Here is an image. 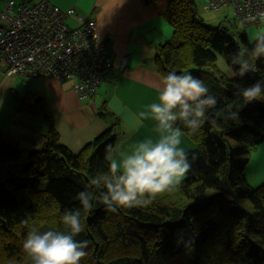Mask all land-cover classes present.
Instances as JSON below:
<instances>
[{"label":"trees","instance_id":"obj_1","mask_svg":"<svg viewBox=\"0 0 264 264\" xmlns=\"http://www.w3.org/2000/svg\"><path fill=\"white\" fill-rule=\"evenodd\" d=\"M144 2L173 29L155 54L158 74L190 72L217 98L195 132L178 122L194 144L186 151L190 171L147 207L113 212L93 201L86 211L76 195L87 190L98 197L104 190L91 180L108 170L107 146L114 148L118 117L101 109V117L114 123L74 152L60 142L44 99L24 97L19 110L44 123V142L22 149L0 131V264H27L21 250L27 232L65 231L61 217L76 209L85 228L75 239L89 242L80 264H264V182L252 187L245 174L252 150L264 142V100L242 107L238 95L264 80V58L249 56L256 70L240 76L231 57L253 47L245 31L234 37L228 26L207 25L194 0ZM218 54L231 75L217 66ZM235 111L238 121L228 118Z\"/></svg>","mask_w":264,"mask_h":264},{"label":"crops","instance_id":"obj_2","mask_svg":"<svg viewBox=\"0 0 264 264\" xmlns=\"http://www.w3.org/2000/svg\"><path fill=\"white\" fill-rule=\"evenodd\" d=\"M3 1L0 0V11ZM27 1L32 3L38 0ZM51 1L61 8L75 9V14L66 19L72 27L79 25V15H91L94 18L99 40L109 47L113 69L95 95L84 100L79 99L72 90L70 81L61 83L50 78L30 79L0 72V131L15 138L22 149L42 147L44 123L19 110L22 98L27 97L33 103L39 96L46 103L60 142L74 152H78L114 123L112 118L101 117V109L108 110L119 119L116 142L108 155L118 158L120 152L129 151L134 143L148 138L155 139L157 133L154 122L144 120L140 126H136L134 117L147 111L148 106L156 101L157 89L163 78L155 69L154 57L159 46L172 37V27L158 14L153 4H146L144 0ZM194 1L200 14L206 0ZM229 10L232 12L230 7H225L224 13L209 16L211 13L207 12V16H200L210 26L218 20L225 24V15ZM259 28H264V24L234 29L245 31L249 37L250 31ZM123 58L127 59V64L125 69L119 70ZM223 71L232 74L228 69ZM181 140L180 147L185 151L194 146L183 132ZM246 168V179L250 186L256 187L264 182V142L253 149Z\"/></svg>","mask_w":264,"mask_h":264},{"label":"clouds","instance_id":"obj_3","mask_svg":"<svg viewBox=\"0 0 264 264\" xmlns=\"http://www.w3.org/2000/svg\"><path fill=\"white\" fill-rule=\"evenodd\" d=\"M257 22L264 24V9L249 13L240 21L241 26ZM249 42L253 44L251 49L244 48L231 57V63L239 66L237 74L240 76L256 70L254 64H250L249 56L264 58V28L250 31ZM221 63L227 70L229 66L223 57ZM157 92L156 101L147 111L134 117L136 126L144 120L153 121L156 138L134 143L129 151L120 152L118 158L107 155V172L97 174L91 180L92 185H102L104 190L98 197L87 190L78 192L76 199L82 209L90 211L93 201L113 212L121 208L147 207L158 195L176 189L190 171L188 153L180 147L182 131L178 122L195 132L205 123L207 111L216 106L217 98L203 80L190 72H168L160 81ZM238 95L242 107L264 100V80L243 88ZM228 118L238 121L239 111L230 112ZM112 151V146H107V152ZM22 223L27 225L29 221L25 219ZM61 223L65 231H40L32 227L27 232L21 246L27 264H80L87 255L85 249L89 244L86 239H75L85 228L80 209L65 210Z\"/></svg>","mask_w":264,"mask_h":264},{"label":"built area","instance_id":"obj_4","mask_svg":"<svg viewBox=\"0 0 264 264\" xmlns=\"http://www.w3.org/2000/svg\"><path fill=\"white\" fill-rule=\"evenodd\" d=\"M223 7H230L234 21L241 24L244 16L264 9V0H206L202 9L211 12ZM74 14V8H61L51 0H4L0 11V72L70 81L79 99L92 98L113 64L109 47L98 38L94 18L79 15V25L72 27L66 19ZM126 64L123 58L119 70Z\"/></svg>","mask_w":264,"mask_h":264},{"label":"rangeland","instance_id":"obj_5","mask_svg":"<svg viewBox=\"0 0 264 264\" xmlns=\"http://www.w3.org/2000/svg\"><path fill=\"white\" fill-rule=\"evenodd\" d=\"M15 2H28L27 0H14ZM4 2V1H3ZM204 5V4H203ZM203 5H202V7H203ZM198 6V5H197ZM202 7H201V13H200V15L203 17V16H207L209 13H211V14H209V16H212V15H214L215 13H217V14H220V13H224L225 12V7H223L221 10H218V11H214V13L213 12H209V13H205L204 14V12H203V9H202ZM230 12H228L226 15H225V20L226 21H224V23L225 24H223V22L222 21H220V20H218V21H215L214 22V24L213 25H211V26H214V25H224V26H228L229 28H230V30H231V33H232V35L235 37V34H236V30L234 29V28H236L237 30L238 29H241V26L239 25V24H237L235 21H234V17H233V14H232V12H231V10H229ZM204 19V18H203ZM208 20V22H210L209 21V18L207 19ZM204 21H205V19H204ZM205 23H206V21H205ZM207 25H209L208 23H206ZM210 26V25H209ZM234 27V28H233ZM221 57H223L222 55H220V54H218V56H217V60H216V64H217V66L221 69V70H225V68L223 67V64L221 63ZM223 61H224V63H226L225 62V60H224V58H223ZM212 85H214V83L212 84ZM254 149H256V147L254 148ZM252 152H253V150H252ZM252 152H251V154H252ZM247 169V168H246ZM259 184H261V183H259ZM258 184V185H259Z\"/></svg>","mask_w":264,"mask_h":264}]
</instances>
